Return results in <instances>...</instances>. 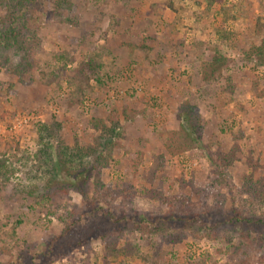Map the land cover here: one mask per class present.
Listing matches in <instances>:
<instances>
[{"label": "rangeland", "instance_id": "obj_1", "mask_svg": "<svg viewBox=\"0 0 264 264\" xmlns=\"http://www.w3.org/2000/svg\"><path fill=\"white\" fill-rule=\"evenodd\" d=\"M67 1L27 8L35 61L60 67L64 54L67 77L99 52L109 78L75 104L62 75L48 86L13 57L0 65V264H143L110 255V241L168 252L169 264H264V208L243 188L264 183V0ZM219 31L237 39L224 46ZM188 105L200 117L196 144ZM208 151L232 160L230 186ZM240 214L252 222L236 223ZM61 219L74 222L68 234Z\"/></svg>", "mask_w": 264, "mask_h": 264}, {"label": "trees", "instance_id": "obj_2", "mask_svg": "<svg viewBox=\"0 0 264 264\" xmlns=\"http://www.w3.org/2000/svg\"><path fill=\"white\" fill-rule=\"evenodd\" d=\"M209 7L213 6L217 0H205ZM58 3V7L61 8L62 6H67V0H56ZM39 0H0V7L2 8L4 15H0V65L9 64L11 65L12 57L16 59L18 68L25 74L34 75L36 71L40 74L44 82L49 86L55 83L53 79L56 77L55 74L62 75L65 77V72L68 70V66L73 64V59H68L65 57L64 54H61L57 57V61H63L60 67L51 68L49 65L41 62L35 61L36 55L40 51L39 43L29 39L27 32H30L31 29L27 27L24 21L27 19L28 16V9L29 5L34 6L39 5ZM34 4V5H33ZM222 14L225 16V19H232L235 20L236 18V11H232L224 7L222 9ZM23 24V27L22 24ZM21 24V25H20ZM20 25V26H19ZM257 26H260L258 23ZM261 29L258 30L260 32ZM35 34V33H34ZM218 35L220 36V43L222 45L229 46L230 42L234 39H237L236 35L229 31H219ZM35 36L32 34V37ZM264 45V44H263ZM195 46L197 49L200 47V44L196 42ZM263 47H260L257 52L261 51ZM263 50V49H262ZM222 53L221 49H218L216 52L217 57H214L212 60L211 67L210 64H205V66L212 68L215 63L219 65V61L217 58L220 57ZM4 62H2V61ZM23 68V69H22ZM72 71L70 75L66 78L68 86L72 90L71 100L75 103L83 102V99L86 95H91L95 92V85L92 84V81H95L96 86H103L107 83L109 78V71L110 68L106 66L103 61V55L99 52L89 53L86 57L84 62H81L78 67L75 69H70ZM216 72V67L211 70V75L209 78H213V74ZM190 113L187 114V117L184 118V122L188 128H190L192 134H198L197 139L190 140L191 144H196L197 141H201L200 132L202 131L201 124H200V117L198 112L195 113L194 107H189ZM188 111V110H187ZM188 113V112H187ZM118 117V115H115ZM114 118V116H113ZM112 126H116L117 122L116 119H111ZM185 126V125H184ZM40 133L43 134L44 131L48 130L47 125L41 126ZM183 131V130H182ZM179 132L172 133V141H177ZM180 133L179 135H181ZM118 133L112 134V137L115 139L117 138ZM43 141V139H42ZM109 144V143H107ZM106 144V145H107ZM179 149H184L185 144L178 140ZM43 145V144H41ZM109 146V145H107ZM209 152L210 162L212 165L216 167L218 175L220 178L218 179L219 183L222 185L230 186V182H228L226 178V163L231 165L232 160L227 157V155L222 151H217L216 153ZM61 154V153H60ZM59 154V155H60ZM61 154L60 156H62ZM48 164V163H47ZM63 164V163H62ZM7 168L6 162L3 160L0 161V176L6 174L7 172L5 169ZM154 169V166L152 167ZM244 192L245 194L254 201L258 202L264 208V183L256 182L252 180V178H248L247 182L244 184ZM146 195L152 194V198H157L162 200L163 194L160 192H155L153 190L146 189ZM156 193V195H154ZM190 207V206H188ZM214 209V208H213ZM212 209V210H213ZM213 213V212H212ZM216 214V213H215ZM184 221H187L185 216H182ZM147 220V219H146ZM172 221L179 220L177 217H172ZM253 219H249L246 216L239 215V218L236 219V223H243L246 222L250 224ZM258 225L264 227V213L259 215L255 218ZM144 221V219L142 220ZM61 222H65V229L62 232L63 234H68L74 226V222H68L61 219ZM21 222L19 221V224ZM3 235L0 233V241L3 240ZM175 242V241H173ZM106 248L110 251V255H116L117 251L119 254H122L123 257L133 256L139 259L143 264H169L166 263V256L169 255L168 252L159 251L156 252L154 255H150L148 253H143L141 250L134 246L131 242L122 247L117 248L116 245L110 241L106 243ZM123 258V260H124ZM138 264V263H134Z\"/></svg>", "mask_w": 264, "mask_h": 264}]
</instances>
